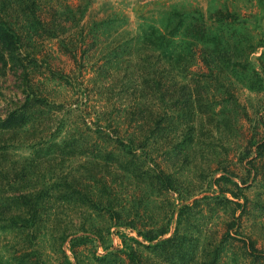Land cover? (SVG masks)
I'll list each match as a JSON object with an SVG mask.
<instances>
[{
  "label": "rangeland",
  "instance_id": "1",
  "mask_svg": "<svg viewBox=\"0 0 264 264\" xmlns=\"http://www.w3.org/2000/svg\"><path fill=\"white\" fill-rule=\"evenodd\" d=\"M0 18L23 59H0V119L26 115L0 127V264H264L233 238L264 250V0H0Z\"/></svg>",
  "mask_w": 264,
  "mask_h": 264
},
{
  "label": "trees",
  "instance_id": "2",
  "mask_svg": "<svg viewBox=\"0 0 264 264\" xmlns=\"http://www.w3.org/2000/svg\"><path fill=\"white\" fill-rule=\"evenodd\" d=\"M134 39V38H133ZM130 39L126 41L127 46L133 45L135 40ZM21 39L16 33L10 28V26L7 25L5 21H3L0 18V59L2 62L6 63L9 62L13 66H23V59H22V51H21ZM264 82V76H260V83L262 84ZM26 92V91H25ZM29 92H27V96L25 100H29ZM26 120V115L24 112H18L11 110L3 119H0V127H11L19 124H23ZM261 121L264 124V119L261 117ZM120 141V140H119ZM121 145V141L118 142ZM257 143V144H256ZM250 146H255L258 148L259 151H264V141L255 142V141H249L248 143ZM248 150V149H247ZM252 159V158H251ZM112 220L114 222L116 221L115 218L118 216L117 212L112 211ZM234 221L229 222L226 225L227 234H229V231L232 230ZM238 225V224H235ZM235 236L233 237L235 240L241 242L244 247L247 249L248 254L253 257L256 260H263L264 259V250L259 249L255 243L242 236L241 234L234 233ZM146 235V236H145ZM158 236V234H153L149 232L148 234H144V237H146L147 241L155 243V239ZM127 257L135 261L137 260V254L134 249L131 248V250L126 254Z\"/></svg>",
  "mask_w": 264,
  "mask_h": 264
}]
</instances>
